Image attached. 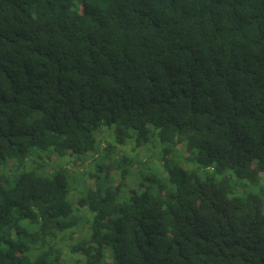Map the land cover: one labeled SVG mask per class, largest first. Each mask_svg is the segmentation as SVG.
I'll return each instance as SVG.
<instances>
[{"label":"trees","instance_id":"1","mask_svg":"<svg viewBox=\"0 0 264 264\" xmlns=\"http://www.w3.org/2000/svg\"><path fill=\"white\" fill-rule=\"evenodd\" d=\"M97 132L117 160L157 140L193 167L162 163L123 198L74 199L43 164L12 185L1 172L35 148L78 166ZM259 185L264 0H0V264H56L12 233L26 219L52 242L74 207L90 230L77 264H264Z\"/></svg>","mask_w":264,"mask_h":264},{"label":"rangeland","instance_id":"2","mask_svg":"<svg viewBox=\"0 0 264 264\" xmlns=\"http://www.w3.org/2000/svg\"><path fill=\"white\" fill-rule=\"evenodd\" d=\"M100 135L97 132V141L94 146L86 153L80 154L81 159L78 161V166H74L71 161L68 162L67 156L59 158L55 165L53 162L56 160L52 161L46 158L44 154L46 150L35 148L31 151V157L25 165L18 168L14 174L9 166L3 167L1 172L5 173L4 175L7 178L10 176L8 183L12 185L23 171L32 170L35 173H43L44 170L45 172L52 171L67 181L74 199L78 196L79 190L85 189L86 186L92 188L95 185H98L102 190L105 187H114L117 189L119 197L123 198L128 196L131 190H135L140 183L144 186L147 185V181H149L155 171H162V167H160L162 163L165 165H185L179 160L182 154L179 145L171 146L172 152L163 155L162 147L168 144L159 143L157 140L153 142L152 147L147 144L135 150L130 146V142H127L118 151L120 154L123 152L124 157L121 156V160H117L116 158L119 156L117 153H110V151L99 147ZM109 140L115 144L113 136ZM112 148L113 150L116 149L115 146H112ZM33 155L35 157H32ZM111 162L115 164L114 169ZM38 165L44 166V170L36 169L35 167H38ZM96 165L102 166L104 171L99 175L97 182L89 181V179H86L84 170L93 172L97 167ZM185 167L191 168L193 165H185ZM241 182L245 183L244 180H241ZM259 187L260 185L254 191L263 197L264 191ZM87 217L88 213L84 208L76 209L74 207V210L67 218L72 221V224L60 230L57 237L52 239V242L49 241V238H46L48 240L43 243L41 233H37V224H32L26 219L18 222L16 230L12 234L19 237L28 246L26 254L31 258L41 252L48 251L50 253L49 258L56 264H77L78 260L84 258V255L81 251L73 250V247L83 245L89 238L90 230L87 229ZM107 262H110L108 258Z\"/></svg>","mask_w":264,"mask_h":264}]
</instances>
